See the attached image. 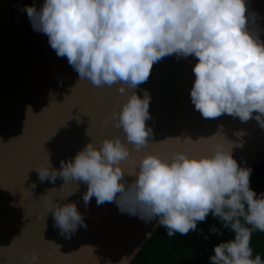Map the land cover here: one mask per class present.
I'll return each mask as SVG.
<instances>
[{
    "label": "clouds",
    "instance_id": "1",
    "mask_svg": "<svg viewBox=\"0 0 264 264\" xmlns=\"http://www.w3.org/2000/svg\"><path fill=\"white\" fill-rule=\"evenodd\" d=\"M249 2L42 0L22 7L32 29L47 36L58 57L67 58L78 81L114 88L121 98L100 127L99 143L90 138L58 168L47 152L32 169L42 183L62 181L37 198L61 234L87 226L69 199L85 185V206L93 197L97 205L115 202L122 213L156 219L170 237L196 231L212 216L220 227L211 225L209 234L223 237L227 229L231 236L213 245L209 264H264L252 247L253 233H264V191L252 188L253 169L234 157L239 143L218 131L196 141L169 137L175 142L170 151L150 150L161 142L150 139L151 95L137 91L160 59L195 57L190 89L195 109L206 119L227 114L241 122L255 119L264 128V28ZM109 121L118 134L103 135ZM198 141L207 147L194 152L191 145ZM35 187L33 182L30 191ZM130 259L124 256L116 264ZM22 264H40V257L33 252Z\"/></svg>",
    "mask_w": 264,
    "mask_h": 264
},
{
    "label": "water",
    "instance_id": "2",
    "mask_svg": "<svg viewBox=\"0 0 264 264\" xmlns=\"http://www.w3.org/2000/svg\"><path fill=\"white\" fill-rule=\"evenodd\" d=\"M32 3L39 6L42 0H0V264H22L33 252L40 264H98L97 258L99 264H116L124 256H131V264L161 227L156 219L122 213L115 202L97 205L95 197L85 206L86 186L81 185L69 199L77 203L87 226L66 236L37 199L62 181L42 183L32 169L47 152L58 168L61 159L74 156L90 138L99 143L100 127L121 98L114 88L78 81L67 58L58 57L47 36L32 29L21 10ZM249 9L258 13L257 24L264 28V0H250ZM195 62L191 56H166L138 86L140 95L144 89L151 95L150 139L161 141L149 149L163 154L175 143L166 138L196 141L222 131L239 143L233 149L238 162L251 167L263 162L264 128L255 119L241 122L227 114L206 119L195 109L190 99ZM119 132L109 121L103 135ZM191 147L199 152L207 145L198 141Z\"/></svg>",
    "mask_w": 264,
    "mask_h": 264
},
{
    "label": "trees",
    "instance_id": "3",
    "mask_svg": "<svg viewBox=\"0 0 264 264\" xmlns=\"http://www.w3.org/2000/svg\"><path fill=\"white\" fill-rule=\"evenodd\" d=\"M251 186L257 193L264 191V161L252 166ZM219 221L209 216L198 224L196 231L187 235L177 233L168 236L165 228L160 227L150 238L131 264H209L212 248L220 239H228L231 233L224 229L223 237L209 234V227ZM208 235V239H205ZM254 255L260 253L264 258V233L256 231L252 236Z\"/></svg>",
    "mask_w": 264,
    "mask_h": 264
}]
</instances>
